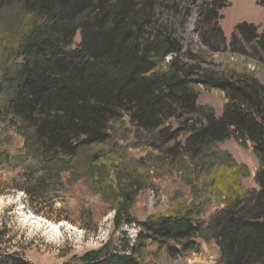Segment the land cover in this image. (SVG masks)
Masks as SVG:
<instances>
[{"label":"trees","instance_id":"trees-1","mask_svg":"<svg viewBox=\"0 0 264 264\" xmlns=\"http://www.w3.org/2000/svg\"><path fill=\"white\" fill-rule=\"evenodd\" d=\"M227 7L226 0H0V130L24 140L16 155L6 149L9 137L0 141V171L17 172L12 185L0 176V194L14 189L34 205L62 190L65 174L86 176L85 148L112 143L126 154L113 143L120 124L123 141L152 151L135 167L170 166L218 207L207 223L198 203L144 221L116 212L115 226L136 225V238L123 231L117 247L65 264H155L150 244L186 257L200 252L202 236L218 247L216 264H264V84L211 60L229 53L263 67L264 29L243 22L228 39L220 24ZM200 87L224 94L221 116L198 104ZM230 139L252 146L256 188L243 183L249 168L220 149ZM141 189L131 178L121 195ZM5 230L0 264H33Z\"/></svg>","mask_w":264,"mask_h":264},{"label":"rangeland","instance_id":"rangeland-1","mask_svg":"<svg viewBox=\"0 0 264 264\" xmlns=\"http://www.w3.org/2000/svg\"><path fill=\"white\" fill-rule=\"evenodd\" d=\"M226 1L228 7L222 11L223 19L220 24L228 39L235 27L243 22L258 26L260 31L264 29V0ZM195 21L193 19L190 24L191 32L195 31ZM211 60L219 69L231 65L240 73L245 70L254 73L264 84V66L229 53H218ZM197 91L198 104L213 108L217 116H221L225 103L224 94L203 87ZM125 123L128 127L126 121ZM122 127L120 124L115 126L116 129L112 132L115 139L113 143L117 142L125 148L126 154L113 149L112 143L85 148L82 159L86 161V169L83 170L86 171V176L70 180L71 174H65L62 190L52 193L48 199L32 205L23 192L13 189L0 194V231L6 228L2 237L13 240L14 251L19 250L33 264H65L105 245L109 248L113 245L117 247L123 231L135 239L138 228L136 225L126 224L117 228L114 223L116 212L124 217L144 221L151 215L173 212L182 202L187 205L198 203L204 206L201 221H209L218 209L215 200L204 193L196 197L194 187L170 166L160 165L150 171L135 167L133 161L144 163L152 151L143 147L135 149L133 140L123 141ZM3 129L7 128L2 126L1 130ZM1 130L0 141L10 138L7 140V151L13 155L20 153L24 146L23 138L13 130ZM219 147L222 151L231 153L238 164L249 168L251 176L244 178L243 183L248 189L256 188L254 178L259 163L252 146L230 139ZM100 154L106 157L97 160L98 156L96 160L93 159L94 155ZM16 175L17 172L0 171L2 181L11 183L8 185H12ZM131 178L139 180L142 189L126 199L121 191ZM198 240L201 244L199 253L178 258L170 257L165 249L150 244L147 259L155 264H216L219 259L216 244L206 241L205 236Z\"/></svg>","mask_w":264,"mask_h":264}]
</instances>
